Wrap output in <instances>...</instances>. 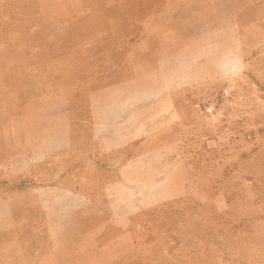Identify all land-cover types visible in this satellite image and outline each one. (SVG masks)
Wrapping results in <instances>:
<instances>
[{"label":"crops","instance_id":"1","mask_svg":"<svg viewBox=\"0 0 264 264\" xmlns=\"http://www.w3.org/2000/svg\"><path fill=\"white\" fill-rule=\"evenodd\" d=\"M161 2L124 61L103 71L106 84L89 95L84 146H95L83 163L114 169L111 182L93 190L89 181L102 173L79 186L70 171L62 182L63 157L79 135L67 95L16 111L0 105V242L11 243V264H112L135 251L131 217L184 195L178 94L242 67L241 0ZM109 245L119 250L113 257ZM8 259L0 252V264Z\"/></svg>","mask_w":264,"mask_h":264},{"label":"rangeland","instance_id":"2","mask_svg":"<svg viewBox=\"0 0 264 264\" xmlns=\"http://www.w3.org/2000/svg\"><path fill=\"white\" fill-rule=\"evenodd\" d=\"M161 1L0 0V105L16 111L69 97L79 135L63 157V183L68 171L79 186L102 173L89 181L93 190L113 180L104 163H83L95 146H84L89 95L106 84L103 71L124 61ZM239 16L242 67L178 94L184 195L131 217L135 251L112 264H264V0H241ZM10 247L0 242L3 258ZM118 251L109 245L106 253Z\"/></svg>","mask_w":264,"mask_h":264}]
</instances>
